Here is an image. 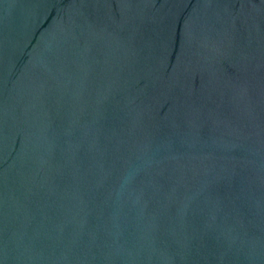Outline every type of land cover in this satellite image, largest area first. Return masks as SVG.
I'll return each instance as SVG.
<instances>
[{
	"label": "water",
	"instance_id": "95a60500",
	"mask_svg": "<svg viewBox=\"0 0 264 264\" xmlns=\"http://www.w3.org/2000/svg\"><path fill=\"white\" fill-rule=\"evenodd\" d=\"M0 264H264V0H0Z\"/></svg>",
	"mask_w": 264,
	"mask_h": 264
}]
</instances>
